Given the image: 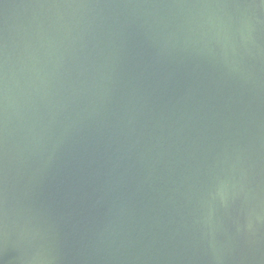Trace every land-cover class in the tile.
Wrapping results in <instances>:
<instances>
[{"label": "water", "instance_id": "water-1", "mask_svg": "<svg viewBox=\"0 0 264 264\" xmlns=\"http://www.w3.org/2000/svg\"><path fill=\"white\" fill-rule=\"evenodd\" d=\"M0 264H264V0H0Z\"/></svg>", "mask_w": 264, "mask_h": 264}]
</instances>
